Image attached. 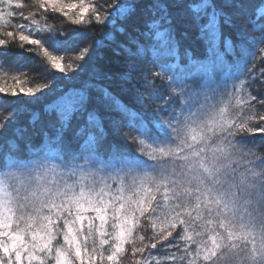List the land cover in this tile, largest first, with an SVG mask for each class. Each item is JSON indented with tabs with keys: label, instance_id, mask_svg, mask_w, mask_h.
<instances>
[{
	"label": "snow or ice",
	"instance_id": "obj_1",
	"mask_svg": "<svg viewBox=\"0 0 264 264\" xmlns=\"http://www.w3.org/2000/svg\"><path fill=\"white\" fill-rule=\"evenodd\" d=\"M126 261L264 264V0H0V264Z\"/></svg>",
	"mask_w": 264,
	"mask_h": 264
},
{
	"label": "trees",
	"instance_id": "obj_2",
	"mask_svg": "<svg viewBox=\"0 0 264 264\" xmlns=\"http://www.w3.org/2000/svg\"><path fill=\"white\" fill-rule=\"evenodd\" d=\"M107 2H110V0H107ZM53 15V19L56 21V22H59L61 20H63V17H60L58 15ZM74 26L72 25H69L67 23H65V28L66 29H70ZM89 31H92L94 36L96 38H100L102 36V31L100 29L99 26H95L94 29H89ZM91 42H86V45L87 44H90ZM189 46L191 47V50H192V53L193 55L195 56H199V55H202V48L201 46L199 45L198 42H190L189 43ZM27 47H31V46H27ZM10 52H17L19 51V49H15V48H12V49H9ZM110 56V53L108 52H105V59L104 60H97V65L103 70V71H116V66L112 63H109V60H108V57ZM24 57L25 59L20 61V63H26L27 62V59L29 57L33 58V59H38V57H34L32 53H24ZM35 71L37 72H43V69L42 68H36L34 69ZM54 75L56 76H60L61 74L60 73H54ZM5 83L8 85V86H11L12 84V81L11 79L9 78L8 80L5 81ZM4 100H12V99H28L27 97H16V98H13V97H3ZM124 99L126 101L129 100V97L125 96ZM40 105H36V107H39ZM110 139H112L110 137ZM39 138H37V141L38 142ZM116 143L118 145H121V146H127L129 149H135V145L131 143V141L128 140L127 136L124 134V132L122 131L121 132V135L119 138L116 139ZM175 235V233H174ZM158 249H159V245L157 246ZM153 251H156V250H153ZM129 253H130V248H129ZM162 254V253H161ZM126 264H127V261H126Z\"/></svg>",
	"mask_w": 264,
	"mask_h": 264
}]
</instances>
